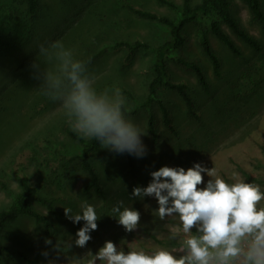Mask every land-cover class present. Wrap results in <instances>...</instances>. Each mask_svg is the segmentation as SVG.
Listing matches in <instances>:
<instances>
[{"label":"rangeland","instance_id":"rangeland-1","mask_svg":"<svg viewBox=\"0 0 264 264\" xmlns=\"http://www.w3.org/2000/svg\"><path fill=\"white\" fill-rule=\"evenodd\" d=\"M129 1L171 18L179 15L157 0ZM122 2L41 0L38 17L31 19L25 4L17 0H0V35L2 40H9L5 54L0 56V182L5 181L10 189L18 191L19 176L29 174L33 182L42 181V186L61 197L59 203L62 207L79 211V204L85 199L97 205L101 220L98 221V230L92 233L93 240L89 242L93 251L106 239L121 247H127L129 242L140 246H176L175 241L167 240L165 228L159 227L156 234L152 232L150 210L146 206L144 209L143 201L129 199L133 186L147 185L150 179L148 172L153 170V165L155 168L165 164L189 167L194 161H203L209 168L217 167L225 179L235 171L244 180L258 183L264 189V30L251 20L241 0H233V9L245 27L259 39L262 51L255 52L235 38L243 50V56L235 57L212 36V44L223 62V76L217 78L200 49L198 22L188 25L185 46L172 51V54L194 56L202 62L212 84L211 94H204L193 74L177 66L173 59L168 58V65L173 79L186 80L190 84L200 119H192L187 114L185 103L176 92L161 88L160 95L171 109L179 136L163 129L160 113L154 106L161 135L157 144L152 143L146 129L147 111L140 107L139 113L131 119L144 130L142 139L148 148L147 156L143 159L132 157L133 168L128 164L126 154L108 152L111 155L109 159L95 157L106 190L105 199L82 193L87 177L80 171L71 174L69 179H63L62 187L63 184L56 185L47 177L49 173L51 179L57 177L52 169L44 171L38 166V158L45 153L54 155L62 147L68 155H77L81 151L64 131L69 125L59 104L40 95L39 81L32 78L34 70L31 64L34 59H40V44L63 40L66 46L75 50L77 58L89 61L88 69L99 87L118 86L122 89L128 106L134 107L146 97V84L154 75L155 51L139 50L129 54V50L117 42L139 39L156 46L167 41L170 34L163 24L133 15ZM12 13L29 21L28 26L22 29L17 27L20 26L19 21L9 23L7 15ZM10 200L0 184V209ZM118 200L134 204L141 211V224H147L148 228L139 234L125 233L110 215L111 207ZM144 203L156 206L151 198H145ZM37 208L46 211L41 206L37 205ZM50 218L54 223L51 236L32 220L23 219L10 227L2 239L29 250L33 257L31 264H48L41 255L47 248L44 239L50 238L53 243L56 239L68 241L80 226L59 216L50 215ZM22 236L27 240H21ZM73 251L82 253L85 250L74 248ZM0 264L26 263L0 255Z\"/></svg>","mask_w":264,"mask_h":264},{"label":"clouds","instance_id":"clouds-1","mask_svg":"<svg viewBox=\"0 0 264 264\" xmlns=\"http://www.w3.org/2000/svg\"><path fill=\"white\" fill-rule=\"evenodd\" d=\"M39 57L31 64L38 92L59 104L74 133L95 140L110 153L136 159L147 156L144 130L127 115L120 87H99L88 69L89 61L77 58L61 39L40 44ZM148 175L147 185L133 186L129 199L143 201L144 209L150 210L152 232L165 228L167 240L175 241V247L135 242L121 247L106 239L93 251L89 242L101 218L97 205L85 199L79 211L62 207L64 217L80 226L68 241L44 239L47 248L41 255L48 264H264L260 184L244 180L235 171L225 179L217 167L209 168L203 161L189 167L153 165ZM145 198L156 206L144 203ZM110 215L125 233L139 234L148 228L141 224V211L124 200L111 207ZM74 248L85 251L76 253Z\"/></svg>","mask_w":264,"mask_h":264},{"label":"trees","instance_id":"trees-1","mask_svg":"<svg viewBox=\"0 0 264 264\" xmlns=\"http://www.w3.org/2000/svg\"><path fill=\"white\" fill-rule=\"evenodd\" d=\"M17 1L25 4L26 13L31 19L38 17L41 11V0ZM122 1L123 6L133 15L141 19L163 24L170 34V38L167 41L156 46L148 41L139 39H123L117 42V45L125 46L129 50V54H134L139 50H153L156 53L153 63L154 75L146 84V97L134 107L126 105V112L130 118L139 113L140 107L146 109V129L150 140L154 144L159 142L161 135L154 106L157 107L160 113L163 129L173 136H179V129L175 124L171 109L165 99L160 95L161 88L176 92L184 101L187 114L192 119H200L198 110L195 107L196 104L191 93L190 84L186 80L176 81L172 78L168 58L173 59L177 66L189 70L204 94H211L212 84L202 62L194 56L182 53L172 54V51L175 52L185 46L187 42L185 29L188 25L198 22V42L200 49L210 62L212 73L217 78L223 76V62L212 44V36H215L229 53L235 57L243 56V50L235 41V38L255 52L262 51L259 39L245 27L241 18L233 9V0H200L198 2L181 0V4H178L174 0H157L159 3L175 10L179 14L176 18L159 14L153 10L143 9L134 5L129 0ZM241 1L246 6L251 20L259 24L264 30V0ZM14 15L15 13L7 15L9 23L19 21L20 26L17 27L22 29L28 26L29 21L19 19V17H15ZM26 21L27 23L25 24L24 22ZM8 41L6 39L2 40L0 35V56L5 54L7 48L6 43ZM129 96L132 95L129 93ZM64 131L75 142L74 144L80 146V153L77 155H68V151L65 152L64 147H62L54 155L45 153L42 158L39 156L40 158L37 160L38 166L44 171L52 169L57 174L55 179H51V173L47 176L56 185L63 184V179H69L71 174L80 171L87 177V182L82 188V193L105 199L106 190L101 173L96 165L95 157L101 156L102 159H109L111 157L110 153L103 149L95 140L79 137L69 126H66ZM126 155L128 164L133 168L134 162L132 156ZM54 164L55 166H53ZM33 181L29 174L23 177L19 176L18 191L10 189L5 181L0 182L1 188L11 197L10 202L0 209V255L6 259L24 262L26 264L33 262L30 251L4 241L2 236L5 232L19 221L30 219L39 225L46 235L51 236L54 223L50 215L66 219L63 215L62 205L59 203L61 197H57L51 190L42 186V181L40 183ZM66 200L68 199L66 198ZM37 205L43 207L46 211L40 210L37 208ZM21 240L26 241L27 238L22 236Z\"/></svg>","mask_w":264,"mask_h":264}]
</instances>
